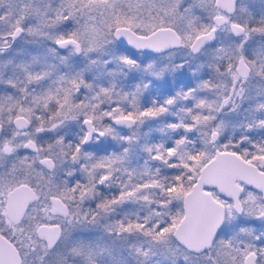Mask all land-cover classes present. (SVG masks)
Instances as JSON below:
<instances>
[{
	"label": "snow or ice",
	"instance_id": "6c2138e0",
	"mask_svg": "<svg viewBox=\"0 0 264 264\" xmlns=\"http://www.w3.org/2000/svg\"><path fill=\"white\" fill-rule=\"evenodd\" d=\"M0 264H264V0H0Z\"/></svg>",
	"mask_w": 264,
	"mask_h": 264
}]
</instances>
